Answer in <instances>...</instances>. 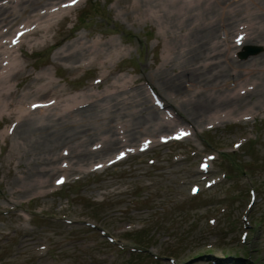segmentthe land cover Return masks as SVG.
<instances>
[{
	"label": "rangeland",
	"instance_id": "obj_1",
	"mask_svg": "<svg viewBox=\"0 0 264 264\" xmlns=\"http://www.w3.org/2000/svg\"><path fill=\"white\" fill-rule=\"evenodd\" d=\"M144 3L81 0L46 32L40 30L23 38L18 55L22 73L8 82L14 97L0 100V264H211L210 258L216 264H264V110L250 104L253 97L245 96L243 109L220 111L213 119L193 125L192 134L182 142L158 144L155 135L147 151L129 155L108 168L89 171L90 163L106 159L119 147L106 155L88 159L85 155L65 173L67 182L59 187L52 185L59 171H46L40 177L42 183H35V169L48 168L36 158L49 147L42 143L28 146L24 139V143L19 142L24 122L10 134L4 131L14 116H8L10 110L31 98L22 99L20 94L28 91V96H33L31 89L43 82L31 78L35 75L48 76L54 83L59 91L58 109L68 105L73 94L79 97L87 92H110L112 84H119L124 76L132 79L133 84L128 85L133 86L122 96L141 90L146 104L151 105L144 92L145 81L166 97L156 71L162 54L157 25L164 24L152 20L153 10ZM89 4V11L82 14V8ZM83 16H87L84 28L77 27ZM7 26V30L15 29ZM116 29L130 31L133 36L122 38ZM78 38L87 44L112 40L115 56L103 63L90 62L83 73L77 63L87 53L70 60L59 57ZM247 45L258 48L255 55L264 50L258 43ZM36 55L41 57L36 59ZM232 55L241 62L251 57ZM161 70L162 75L172 76L178 69ZM101 73L107 74V79L95 83L93 78ZM26 74L29 77L23 78ZM137 98L134 95L133 99ZM126 104L130 114L139 113L143 107L134 104L133 113L128 111L132 104ZM99 105L91 108L99 120L88 126L107 120L113 130V122L123 118V113L116 107L103 109L105 105ZM179 107L174 110L175 119L178 126H185L181 117L184 111ZM76 117L80 118L78 114ZM93 130L86 147L99 141L102 130ZM145 134L152 135L137 132L130 143L136 144ZM63 145H55L56 153ZM223 152L227 155H221ZM207 153H213L216 159L210 162L206 178L219 181L205 188L198 164ZM53 164L59 165L58 159ZM221 171L227 175L222 180ZM75 176L79 178L74 180ZM192 183L200 186L195 195L189 192ZM249 187L254 188L255 197L246 205ZM244 230L247 232L242 238Z\"/></svg>",
	"mask_w": 264,
	"mask_h": 264
},
{
	"label": "bare ground",
	"instance_id": "obj_2",
	"mask_svg": "<svg viewBox=\"0 0 264 264\" xmlns=\"http://www.w3.org/2000/svg\"><path fill=\"white\" fill-rule=\"evenodd\" d=\"M14 1L16 4L10 6L0 4V23L12 26L18 20L27 18L24 25L17 28V30L26 28V34H33L39 29L45 31L51 24L49 19L46 18L49 16L55 17V14H57L52 9L41 13L40 8L44 4L47 5L45 7L53 6V4L62 0H57L55 3L50 2V0ZM140 1H146L145 5L149 3L150 5L147 8L155 9L153 21L158 23L162 21L164 24V27L161 24L157 25V32L162 42L161 64L156 68V71L159 72L157 79L160 81L161 90H165V95L168 96L165 98L166 105L173 106L177 101L176 106H180V110L184 111V115L181 117L188 126L198 125L210 117L211 120L220 111L232 113L240 108L243 109L245 96L253 97L254 99L250 101V104H258V108L264 110V50L242 63L234 61L233 58L228 56V51L233 49L230 42H232L231 34L235 30L237 31H235L234 37L239 34V31L245 32L242 45L258 43L264 48V0ZM34 9L39 11L29 14V11ZM144 10L146 9L144 8ZM41 18L45 19L42 20V23H38L37 20ZM14 19L16 20L12 23L11 21ZM29 22H34L35 27L27 29L30 26ZM241 28L242 30H239ZM78 40L79 38L76 43ZM234 43V45H238L236 41ZM113 45L112 40L100 42L93 49L83 44H72L65 47L58 54L59 57L63 56V58L70 60L76 57L81 58L87 50H90L91 63H94L98 58H102V55L106 54ZM162 68L178 69V72L172 76L162 75L161 71L164 72V70H161ZM7 77V74L0 76V84L5 83ZM232 82H236L239 88L238 91L233 90L234 87H230ZM50 83L51 81H46L37 85L36 89L38 88L39 92L47 91L52 87ZM121 87L123 85L113 83V91L107 94L115 101L113 104L108 103L105 105V107H110L112 104L111 107H116V111L119 109V112L123 113L122 116H125L122 120L114 122L113 129L116 128L117 131L111 130L109 123L106 122L107 120H101L95 126H88V124H95L99 120L94 116L91 108L93 104L99 107V104L94 102L104 101L106 97L104 94L106 93L95 96L93 93L83 95L80 100L74 101L72 104L67 105L66 109L54 114L42 112L43 109L39 108L30 112L32 114L38 113L39 116L34 115L33 117L28 116L21 119L25 123H23L24 126H26H23V136L19 142L24 143V139L25 145L28 146L42 143V145L49 147L48 150L36 158L37 162H42L39 164H48V168L46 170L41 166L39 169H35V175L38 177L35 183H42L40 177L46 171L54 173L59 169H64L65 165L57 167L53 164L51 166L53 161L59 158L55 152V145L60 142L70 144L67 156L70 154V158H75L74 161L77 162L82 160L85 155H87V158L104 155L127 139L129 141L134 140L137 132L155 134V132L175 126V124L164 121L161 112L158 113L155 107L146 104L145 95L140 90H138V94L133 93L128 101H125L128 97L118 96L127 93L126 91H120L123 90ZM242 88L244 95L240 93ZM186 90L188 91L186 92ZM4 92H7V88L0 92L1 99L9 97L13 91H9L8 95ZM134 95L138 96V100L133 99ZM21 96H27V94H21ZM37 101H41V99H31L29 105ZM82 103L90 104L88 108L83 109H90V111H86L87 114L79 110ZM126 103L132 104L129 105L128 111H134V104L143 105V107L139 113L130 114L125 110ZM21 111L24 112L25 108ZM76 114L80 118H77ZM51 115L56 116L58 120L51 118ZM16 117L17 120L20 119L19 116ZM106 117H101V119ZM19 125L16 123L15 128ZM104 125H108V127L105 128ZM93 129L96 132L102 130L99 138L102 145L94 150H89L86 147V140L94 135ZM125 136L128 138H124ZM62 149L66 148L62 147Z\"/></svg>",
	"mask_w": 264,
	"mask_h": 264
},
{
	"label": "snow or ice",
	"instance_id": "obj_3",
	"mask_svg": "<svg viewBox=\"0 0 264 264\" xmlns=\"http://www.w3.org/2000/svg\"><path fill=\"white\" fill-rule=\"evenodd\" d=\"M72 2H73V3H75V2H76V0H72Z\"/></svg>",
	"mask_w": 264,
	"mask_h": 264
}]
</instances>
